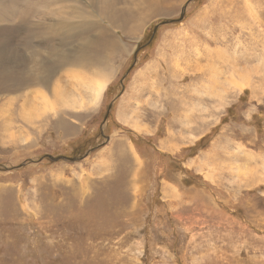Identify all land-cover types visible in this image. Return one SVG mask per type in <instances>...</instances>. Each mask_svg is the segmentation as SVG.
Returning a JSON list of instances; mask_svg holds the SVG:
<instances>
[{"label": "rangeland", "instance_id": "374dc122", "mask_svg": "<svg viewBox=\"0 0 264 264\" xmlns=\"http://www.w3.org/2000/svg\"><path fill=\"white\" fill-rule=\"evenodd\" d=\"M261 159L264 0H0V264H264Z\"/></svg>", "mask_w": 264, "mask_h": 264}, {"label": "bare ground", "instance_id": "6f19581e", "mask_svg": "<svg viewBox=\"0 0 264 264\" xmlns=\"http://www.w3.org/2000/svg\"><path fill=\"white\" fill-rule=\"evenodd\" d=\"M7 3V2H6ZM4 4V3H3ZM7 5H9V4H7ZM3 6V5H2ZM114 45H116V44H114ZM63 61L62 60H58L57 62H56V64H55V69H57L59 66H60V64L62 63ZM80 65V64H79ZM168 67V66H167ZM234 70H236L234 67H232ZM162 69V68H161ZM93 70V69H92ZM92 70H90V71H92ZM238 70V69H237ZM236 70V71H237ZM215 71V70H214ZM226 71V70H225ZM68 73V72H67ZM70 73V72H69ZM175 73V72H174ZM222 73H223V71H222ZM234 73V72H233ZM75 74H78L79 76L77 77V75H71V76H73L71 79H70V82L69 83H67V85H70V90H71V92H74V93H78L79 91H82V90H84V91H87V90H89V95H88V97H87V100H86V105L87 106H94L97 102H98V100H99V98H100V96H101V94L104 92V90H105V88H106V86H107V81H108V79H109V77H108V74L105 72V71H94L93 73H92V75H89V76H87L86 78L88 79V80H82V78H81V75H83V72H81L80 70L79 71H77V72H75ZM219 74V73H218ZM238 74V73H237ZM54 75H55V71H52V72H50V73H48L47 75H45V74H38V75H34V76H30V78H32V80L34 81V82H36V81H38V80H41L42 82H41V85L40 84H38V85H40V86H43V87H46V89H48V85L51 83V80L53 79V77H54ZM68 75V74H67ZM60 76V75H59ZM176 76V75H175ZM217 77H219V75H216ZM230 76H232L231 74H230ZM237 76V75H236ZM93 77H97L98 78V80L96 81V83H91V79H89V78H93ZM215 76H213V78H214ZM226 77H228V75L226 76ZM85 78V76L83 77V79ZM219 79V78H218ZM218 79L216 80V77H215V81H214V83H216V81L218 82ZM223 80V79H222ZM58 81H60V79H58L57 77H55V79H54V81H52L53 83L52 84H54L53 85V88H51V90H52V96L53 97H55V99L57 100V99H59L58 101H59V105L61 106V107H63V106H65V107H73V106H80V104L79 103H77V102H75V100L71 103V104H67L68 102L66 101V94L64 93L65 91L62 89V88H64V87H62V85H59V83L61 82H58ZM209 83H211V82H209ZM213 83V82H212ZM213 83V84H214ZM23 83L21 82V80H19V79H17L16 81H15V85L16 86H20V85H22ZM218 85H220V83L218 82ZM40 86H39V88H40ZM212 86V85H211ZM223 86V85H222ZM222 86H219L220 88H218V87H216L217 89H222L221 87ZM38 87V86H37ZM40 89H42V88H40ZM62 89V90H61ZM69 95H70V91H69ZM71 95H72V93H71ZM30 96L31 95H26L25 97H24V100L22 101L23 103L21 104V111L23 112V116H25V108L26 107H28V103H27V101H30ZM33 100H35V102H36V105H38V106H40V108H42L44 105H45V103H46V99H47V94H46V92H42V91H39L38 93H36V95L32 98ZM81 102V101H80ZM83 104V103H82ZM85 104V103H84ZM81 107V106H80ZM83 107V106H82ZM81 107V108H82ZM85 107V106H84ZM38 108L39 107H33V109H35V110H38ZM74 109V108H73ZM6 125H4V127H5ZM2 130V129H1ZM248 155V154H247ZM244 156V159H246L247 161H248V163H250V161H251V159H253V157L251 156V158L249 159L248 158V156ZM232 157H234V158H236L235 156H232ZM261 161H262V163H263V170H264V160L263 159H261ZM260 162V161H259ZM248 163H247V165H248ZM251 164V163H250ZM244 165V164H243ZM255 168V170H256V168L257 167H254ZM252 171V172H251ZM237 172L239 173V171H236V175L235 176H233V178H236V179H238L239 178V175L237 174ZM250 172L251 173H253L254 172V169L251 167V170H250ZM250 172H249V174H250ZM233 174V173H232ZM256 174H257V172H256ZM223 177V176H222ZM250 178V177H249ZM241 179V178H240ZM245 180V179H244ZM84 186V185H83Z\"/></svg>", "mask_w": 264, "mask_h": 264}, {"label": "water", "instance_id": "95a60500", "mask_svg": "<svg viewBox=\"0 0 264 264\" xmlns=\"http://www.w3.org/2000/svg\"><path fill=\"white\" fill-rule=\"evenodd\" d=\"M51 160H59V159H65L64 157L60 156L58 158H52L51 156H47Z\"/></svg>", "mask_w": 264, "mask_h": 264}, {"label": "trees", "instance_id": "16d2710c", "mask_svg": "<svg viewBox=\"0 0 264 264\" xmlns=\"http://www.w3.org/2000/svg\"><path fill=\"white\" fill-rule=\"evenodd\" d=\"M199 141H200V142H199V143H200V144H199V145H200V148H202V147L204 146V141H203V139H200ZM202 141H203V143H202ZM75 149L77 150V148H75Z\"/></svg>", "mask_w": 264, "mask_h": 264}]
</instances>
